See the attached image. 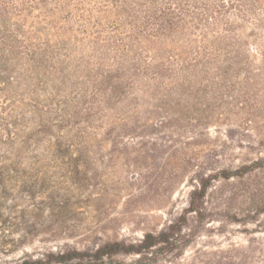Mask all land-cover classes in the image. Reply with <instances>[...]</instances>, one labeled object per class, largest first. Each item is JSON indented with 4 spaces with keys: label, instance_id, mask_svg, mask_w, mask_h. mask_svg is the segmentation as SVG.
Wrapping results in <instances>:
<instances>
[{
    "label": "rangeland",
    "instance_id": "rangeland-1",
    "mask_svg": "<svg viewBox=\"0 0 264 264\" xmlns=\"http://www.w3.org/2000/svg\"><path fill=\"white\" fill-rule=\"evenodd\" d=\"M88 2L71 0L72 20L64 25ZM46 32L51 38L64 33ZM173 47L196 64L191 77L160 85L154 97L136 95V107L109 112V123L95 122L86 137L82 122L65 133L75 119L58 115L20 161L0 153L21 170L0 179V264L156 233L182 213L189 192L209 174L214 178L201 209L187 214L184 238L172 250L145 258L113 255L107 264H264L262 52L251 46L238 58L228 52L235 56L228 60L213 50L205 55L211 59L193 62L191 47ZM77 52L74 61L90 54ZM156 104L170 112L154 113ZM32 127H19L15 148ZM53 135L64 137L56 157Z\"/></svg>",
    "mask_w": 264,
    "mask_h": 264
},
{
    "label": "trees",
    "instance_id": "trees-1",
    "mask_svg": "<svg viewBox=\"0 0 264 264\" xmlns=\"http://www.w3.org/2000/svg\"><path fill=\"white\" fill-rule=\"evenodd\" d=\"M70 1L0 0V153L16 157L13 163L29 152L44 129L56 126L55 116L75 119L65 133L82 122L83 138L105 119L109 123V112L136 107V95L154 97L160 85L191 77L196 64L175 53L174 44L191 47L193 62L211 59L205 55L213 50L238 58L253 46L262 52L264 64V0H89L68 26ZM48 28L64 33L51 38ZM84 49L90 54L74 61L72 56ZM154 106V113L171 109ZM136 120L124 122L135 125ZM30 122L35 132L15 148L19 127ZM52 138L51 154L56 157L64 137ZM0 159V179L21 171L7 165L4 156ZM212 178L206 175L205 183L194 186L187 207L156 233L134 242L50 249L13 264H107L113 255L145 258L172 250L184 238L187 214L201 209Z\"/></svg>",
    "mask_w": 264,
    "mask_h": 264
}]
</instances>
